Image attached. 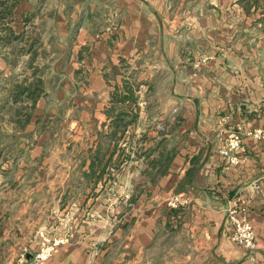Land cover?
Instances as JSON below:
<instances>
[{"label": "crops", "instance_id": "1", "mask_svg": "<svg viewBox=\"0 0 264 264\" xmlns=\"http://www.w3.org/2000/svg\"><path fill=\"white\" fill-rule=\"evenodd\" d=\"M257 128L264 0H0V264H264Z\"/></svg>", "mask_w": 264, "mask_h": 264}, {"label": "built area", "instance_id": "2", "mask_svg": "<svg viewBox=\"0 0 264 264\" xmlns=\"http://www.w3.org/2000/svg\"><path fill=\"white\" fill-rule=\"evenodd\" d=\"M254 138L264 137V128H257L249 132ZM241 148V138L237 132H231L225 139L224 144L219 148V154L223 158L224 166L238 163V151ZM165 204L168 208H180L188 204V198L177 192H170ZM227 216L232 224L233 230L231 239L244 246L247 251H251L256 246L255 233L253 227L245 215L244 208L237 202L227 209ZM65 241L62 237L43 236L38 243L37 249L31 255L30 261L24 264H39L47 260L55 247Z\"/></svg>", "mask_w": 264, "mask_h": 264}, {"label": "rangeland", "instance_id": "3", "mask_svg": "<svg viewBox=\"0 0 264 264\" xmlns=\"http://www.w3.org/2000/svg\"><path fill=\"white\" fill-rule=\"evenodd\" d=\"M186 206V205H185Z\"/></svg>", "mask_w": 264, "mask_h": 264}]
</instances>
